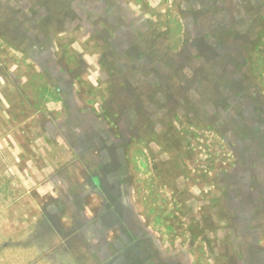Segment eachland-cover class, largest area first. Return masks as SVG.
Listing matches in <instances>:
<instances>
[{
  "label": "rangeland",
  "instance_id": "obj_1",
  "mask_svg": "<svg viewBox=\"0 0 264 264\" xmlns=\"http://www.w3.org/2000/svg\"><path fill=\"white\" fill-rule=\"evenodd\" d=\"M0 264H264V0H0Z\"/></svg>",
  "mask_w": 264,
  "mask_h": 264
},
{
  "label": "crops",
  "instance_id": "obj_2",
  "mask_svg": "<svg viewBox=\"0 0 264 264\" xmlns=\"http://www.w3.org/2000/svg\"><path fill=\"white\" fill-rule=\"evenodd\" d=\"M256 241H257V240H256ZM256 241H255V242H256Z\"/></svg>",
  "mask_w": 264,
  "mask_h": 264
}]
</instances>
